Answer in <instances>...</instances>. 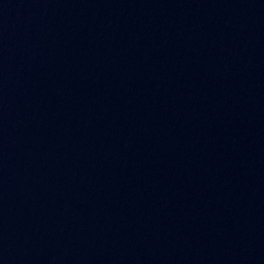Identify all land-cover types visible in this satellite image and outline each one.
<instances>
[{
  "label": "water",
  "instance_id": "water-1",
  "mask_svg": "<svg viewBox=\"0 0 264 264\" xmlns=\"http://www.w3.org/2000/svg\"><path fill=\"white\" fill-rule=\"evenodd\" d=\"M0 264H264V0H0Z\"/></svg>",
  "mask_w": 264,
  "mask_h": 264
}]
</instances>
